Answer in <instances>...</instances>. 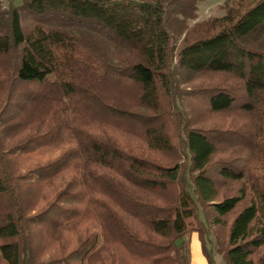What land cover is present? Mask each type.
Instances as JSON below:
<instances>
[{"label": "trees", "instance_id": "1", "mask_svg": "<svg viewBox=\"0 0 264 264\" xmlns=\"http://www.w3.org/2000/svg\"><path fill=\"white\" fill-rule=\"evenodd\" d=\"M200 1L0 0V264H264V0Z\"/></svg>", "mask_w": 264, "mask_h": 264}, {"label": "rangeland", "instance_id": "2", "mask_svg": "<svg viewBox=\"0 0 264 264\" xmlns=\"http://www.w3.org/2000/svg\"><path fill=\"white\" fill-rule=\"evenodd\" d=\"M235 0H201L197 4V11H196V17L188 20V26L189 28H192L196 23L203 22L210 20L212 18H218L225 15L226 12V5L232 4ZM2 5L4 7H7L10 2H13L15 5L19 6L22 3V0H1ZM23 12V18H22V24L23 26H26L27 22H29V19H31L24 10H21ZM188 31V30H187ZM186 34V31L181 36L180 41L184 38ZM186 84V83H185ZM211 235V239H213V235ZM193 250L196 248V251L198 252V244L197 241H195V238L193 239L192 243ZM208 248L212 249L213 246L211 244H208ZM214 255H221L213 252ZM217 257V258H218ZM224 264V261H222Z\"/></svg>", "mask_w": 264, "mask_h": 264}, {"label": "crops", "instance_id": "3", "mask_svg": "<svg viewBox=\"0 0 264 264\" xmlns=\"http://www.w3.org/2000/svg\"><path fill=\"white\" fill-rule=\"evenodd\" d=\"M195 238V241H197L198 244V252L196 251V248L193 250L192 248V243H193V239ZM189 250H190V259H189V264H209L208 260L206 258V256L203 253L202 250V245H201V241L199 239V235L197 232H193L190 235V239H189ZM214 255V260H215V264H222L223 262V258L221 255Z\"/></svg>", "mask_w": 264, "mask_h": 264}]
</instances>
